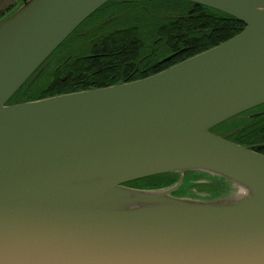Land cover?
I'll use <instances>...</instances> for the list:
<instances>
[{
	"label": "water",
	"instance_id": "water-1",
	"mask_svg": "<svg viewBox=\"0 0 264 264\" xmlns=\"http://www.w3.org/2000/svg\"><path fill=\"white\" fill-rule=\"evenodd\" d=\"M111 1L22 0L0 22V264H264V156L211 132L264 106V0H177L244 29L142 80L8 105ZM160 176L177 180L127 186Z\"/></svg>",
	"mask_w": 264,
	"mask_h": 264
},
{
	"label": "trees",
	"instance_id": "trees-1",
	"mask_svg": "<svg viewBox=\"0 0 264 264\" xmlns=\"http://www.w3.org/2000/svg\"><path fill=\"white\" fill-rule=\"evenodd\" d=\"M21 4L22 0H15L1 12L0 22ZM93 20L98 24L94 33L57 54L71 44L72 39H67L41 66L38 77L34 81L31 77L8 105L142 80L212 49L244 29L220 12L177 0H114L83 24ZM252 112L261 114L235 118L229 127L227 122L211 132H220L227 140L264 156V106ZM159 179L165 186L149 190L167 188L177 177ZM137 183L127 186L133 188Z\"/></svg>",
	"mask_w": 264,
	"mask_h": 264
},
{
	"label": "flooded vegetation",
	"instance_id": "flooded-vegetation-1",
	"mask_svg": "<svg viewBox=\"0 0 264 264\" xmlns=\"http://www.w3.org/2000/svg\"><path fill=\"white\" fill-rule=\"evenodd\" d=\"M98 28V24H97V21H91V22H88L86 24H81L69 37L68 39H72L71 40V44L70 45H67L66 44V50H68L69 46H72L74 45L75 43L83 40V39H88L90 35H92V33H94V31ZM67 41V40H66ZM63 49V48H62ZM60 54V53H58ZM53 55V54H52ZM57 56V55H56ZM55 58V57H54ZM53 59L50 60V62L52 61ZM48 64V63H47ZM255 110V109H254ZM253 110L249 111L251 112V114L249 115H246V116H243L240 115L238 116L237 118L238 119H241V118H248V116L254 114L255 112H252ZM249 112H246V113H249ZM245 114V113H244ZM251 117V116H250ZM218 136H221V137H226V135H220V132L217 134Z\"/></svg>",
	"mask_w": 264,
	"mask_h": 264
},
{
	"label": "rangeland",
	"instance_id": "rangeland-1",
	"mask_svg": "<svg viewBox=\"0 0 264 264\" xmlns=\"http://www.w3.org/2000/svg\"><path fill=\"white\" fill-rule=\"evenodd\" d=\"M14 2L15 0H0V13L6 11L11 5H13ZM65 51L66 48L64 49L61 48V50H59L58 53L60 52V54H63ZM258 114L261 113H254L252 115H258ZM250 116H248V118H250ZM229 124L230 122L228 123V127L230 126ZM159 178L160 177H152L137 181L139 183L135 184L133 188L138 190H149V189H154L153 186H157V185L165 186L166 183H162Z\"/></svg>",
	"mask_w": 264,
	"mask_h": 264
},
{
	"label": "bare ground",
	"instance_id": "bare-ground-1",
	"mask_svg": "<svg viewBox=\"0 0 264 264\" xmlns=\"http://www.w3.org/2000/svg\"><path fill=\"white\" fill-rule=\"evenodd\" d=\"M244 193H243V191H242V193H241V195H243Z\"/></svg>",
	"mask_w": 264,
	"mask_h": 264
}]
</instances>
